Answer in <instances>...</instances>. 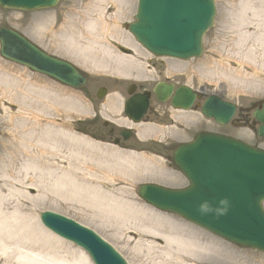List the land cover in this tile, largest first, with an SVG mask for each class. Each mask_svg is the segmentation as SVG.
Wrapping results in <instances>:
<instances>
[{"label": "rangeland", "instance_id": "374dc122", "mask_svg": "<svg viewBox=\"0 0 264 264\" xmlns=\"http://www.w3.org/2000/svg\"><path fill=\"white\" fill-rule=\"evenodd\" d=\"M93 1L94 0H60L58 5L53 9L34 12H17L0 9V27L15 29L39 45L48 54L74 63L78 68L87 73L89 81L96 82L99 85H107L110 92H116L119 89L118 83H114V81H122L123 83L129 82L118 79L117 75L125 76L129 74V72L135 70V72H133L135 78L133 79L147 78L148 81L143 82L145 84H148V82L154 83L156 80H163L165 76H171L173 72L185 73L184 76L180 77L181 82L190 84L199 92L219 95L225 100L236 104L237 108L242 110L264 99V65L260 59L264 51V0L244 1L245 3L252 1V6L251 13H247V11L243 12V22H241L242 18L238 22V18H236L237 12L234 10H231L230 15H228L230 11L228 4L232 1L237 2V0H214L217 7L215 26L204 38L203 47L205 50L201 58L193 59L189 62L164 60L165 66L153 60L152 62H154V64H150L151 67L146 68L145 66L148 63L144 60L146 53L141 50L143 52L140 54L141 58L139 59L135 55L133 61L138 67L132 68L134 70L130 71H120L115 69V67L120 64L118 62L119 59H122L123 62L131 57L121 54L122 52L118 50L117 45H127L125 42L126 40L122 39L120 36V33H125L121 25L132 21L136 0H128V2L124 4L121 19L116 15L118 4L110 2L106 6L103 5L99 7L106 9L109 6L112 7L109 12L105 13V17L109 24L108 32H105V35L108 37H104L102 35L104 33L98 30L88 31L85 26L86 11L88 9L90 15H92ZM220 15H222V20H219ZM97 16L98 15H94V17ZM73 18L77 19L75 20ZM71 20L81 22L83 25L85 30L78 29L74 38L81 47V55L83 57L85 56V58L93 64L85 62L87 66L80 65L78 61L72 59V57H70L71 54L77 55V52H79L76 47L72 49V47L69 48L65 46V49H60V35L70 37L72 36L71 34H73V26L69 23L67 24V21L70 22ZM115 21L119 23L117 26L118 32L114 28ZM65 27L68 32L66 35L62 34V30L65 29ZM241 35H246V38L242 39L243 41H239L238 39V36ZM219 41H222L221 45L218 43ZM238 41L239 45L236 44ZM254 50L256 51L255 55L258 54L259 56H256L255 59L252 58V60L247 58V52ZM146 58L150 57L146 55ZM140 61L143 62L141 68ZM204 66H207L206 69H209V67H211V69L214 68V73L217 71V68L222 69V75L219 74L220 78L218 79V76H216L218 73H215L213 77L206 80L202 73V68H204ZM146 69H148V73ZM173 69H175V71H173ZM0 71L4 72L1 74L6 75L9 79L23 77L25 83L36 88L34 90L36 92L33 95L36 103L38 105L45 104L44 112H38L42 114H39L42 126L51 130L52 134L54 133L53 141H51L52 145L47 148L49 151L47 152L49 169L54 173H58L60 169L69 167V162H73L77 167L75 171L78 174V181H80V183L86 182L90 185H94L93 183H97L98 181L90 177L91 175L98 176L102 178V181L106 182L107 180L104 179H110L111 176H114V180L108 182V185H110L108 190L113 197L123 199L121 205L116 206L114 210L108 212L105 216L98 217L94 214L91 215L92 213H86L85 211L83 214H79L77 213L78 209L75 213L69 212L68 207L62 203L59 198H57L58 201H56V197H52V194L48 196L43 194V196L38 195L36 189L28 190V196H31V199H42H36V201L27 204L22 196H17L13 198L11 202L16 201V203H18V201H21V203H24L22 209L27 215L29 224L32 228H40L46 231L38 221V214L42 211H53L72 218L93 229L114 246L116 250L124 256L128 264H151V262L160 261V258H158L159 251L162 252L161 249H164L166 246V241L153 234L152 230L157 229L163 231L162 229L165 227L167 228L168 224H173L176 227L181 226L182 228H186L185 232L190 237L197 239L198 242L204 244L205 247H210L209 250H205L197 256H192V258L196 260V263L190 261L187 263L185 261L184 264H264V255L261 253L238 249L176 216L159 213L144 204L136 195L138 184L148 181L145 179V175H142L143 171H139V173L136 171L131 172L130 174L134 173L132 180L126 181L120 178L122 175L113 174L112 171L108 170L107 165L108 162L111 161V158H120L116 155L115 151H113L114 149L95 148L89 140H87L88 144L84 142H72V139L68 136L74 135L71 125L73 124L74 126L75 118L79 117V114L80 116L83 114L80 118L88 117L86 114L89 112V103L80 97L82 96L85 98L84 95H79L77 92L73 91V89L58 85L44 76L31 73L25 68L6 62L1 57ZM228 73H232L237 77L235 81L239 80L240 77L241 81L244 79V86L246 87H243L239 81H237L240 83L238 86L230 82L227 83L225 77ZM205 81H207L208 84L206 89L205 87L207 85L204 83ZM258 87H262L261 90H255ZM21 95L22 94H19L18 96L20 97ZM42 95L44 100L41 98ZM16 96L7 94L0 89V177L3 176L4 179H7L10 185H13L11 184V182H13L16 185L22 186L17 175H21L20 170H23L25 159H28L24 158V156H28L29 152H15V149L18 148V144H15V148L13 146L12 137H18L15 131L17 119L15 120L11 117L8 112L16 115L25 109V107H23V109L19 107L17 104L19 102L18 99L16 101L14 100ZM77 96L81 99L77 98ZM55 97H57V99L59 97L60 99V140H58L55 135V131L58 130L57 119L59 118L57 115L59 105L58 101H55ZM38 99L42 101V104L39 103ZM78 99L80 101H78ZM9 103H12L14 107L9 106ZM195 113L197 112H193L194 115ZM235 116H238V113ZM195 117L198 118V116ZM161 122L163 123L165 121L162 120ZM200 122L201 125H198V129L196 130L208 129L210 131H216L264 149V140L253 138L252 133L246 128H234L230 125L219 126L210 121L209 123H211V125L206 126L205 120L201 117L199 123ZM195 131L193 132L194 134L196 133ZM61 133H65L67 136ZM19 135L23 136L21 134ZM54 138H56V141H54ZM176 139L183 140L188 139V137L179 138L177 136ZM59 141L60 146L58 148L57 144ZM9 143L11 149H9ZM73 149L76 150L75 153L82 152V156H75L74 153L71 152ZM35 150L36 148L34 147V151ZM157 166L158 169H161V164H157ZM149 174L155 175L152 172ZM163 176L165 178H152H156L153 180L154 182L169 187L186 185V180L181 176L179 177L177 175L176 178L168 177L166 174ZM45 198H48V200L44 201ZM115 210L116 212H114ZM85 218L88 219L89 222L84 220ZM96 220H98V223H95ZM60 241H62V244H65L63 246H58L61 253L74 254L76 252V255L82 253L71 244L63 240ZM47 244H51V242L47 241ZM150 248L153 249L151 250ZM213 250H218V254L211 252ZM69 257L70 255L68 254L67 258Z\"/></svg>", "mask_w": 264, "mask_h": 264}, {"label": "water", "instance_id": "95a60500", "mask_svg": "<svg viewBox=\"0 0 264 264\" xmlns=\"http://www.w3.org/2000/svg\"><path fill=\"white\" fill-rule=\"evenodd\" d=\"M57 2L58 0H0V7L30 11L52 8L56 6ZM209 3L210 5L207 7L205 3H200L199 0H140L135 16L136 22L130 26L129 30L136 40L151 53L178 58L198 56L201 52L200 40L205 29V21L211 26L213 9L210 1ZM168 6V12H166L164 8ZM159 8L160 12H158ZM204 8L206 12H204ZM193 10H197L199 14L197 19L201 18V22L198 23L197 19H191L179 27L182 25V21L187 20L188 12L191 16L195 15ZM154 13L156 17H153ZM164 18L174 24V45H171L167 40L168 31L163 32L165 28L155 29L153 25L154 20L158 21ZM191 30H200V32H194L196 35L194 36ZM196 41L195 46L191 44ZM0 47V55L4 59L26 66L30 70L44 74L61 84L77 88L84 83V78L70 64L47 56L12 30L0 29ZM166 49H169V52ZM192 99L193 97H189L186 100V97L179 96L178 101H176L177 104L184 103L182 107L187 109ZM233 110L232 106L223 104L215 98H210L205 103L203 112L222 123H226L231 118ZM255 118L264 122V110L260 114H255ZM259 134L264 136V127L259 129ZM222 149L264 163L263 154L250 153L240 147H232L228 143L222 142V138L219 137L199 135L192 143L180 146L174 154V163L177 169L189 181L188 189L176 191L153 185H142L139 187L138 195L143 201L160 211L176 213L239 246L264 251V221L256 220L255 217L256 214L260 216L259 213L255 212V209L262 210L260 202L264 200V184H260L249 176L246 177L249 183L247 188L253 189L257 196L255 207L247 203L250 198L241 196L242 192L247 189L246 187L241 188L238 195L232 193L233 196H231L232 202L237 201L235 207L241 210V213L237 214L242 216L240 219L242 224L250 226L249 230L244 225H242L244 228H238L223 221L222 215H216L214 212L202 214L199 211L203 204L209 205L213 210L220 206L219 202L222 200ZM231 205L234 206L233 203ZM229 219L233 220L234 218L230 215ZM40 221L44 227L57 236L83 248L95 264H126L110 245L89 229L51 212L41 213ZM225 224L236 230L222 227ZM254 224H258V226H254ZM251 227L256 229L250 236L255 239L253 240L255 242L244 241L243 239L247 237L246 234L249 233ZM256 236L260 237L261 243H256Z\"/></svg>", "mask_w": 264, "mask_h": 264}, {"label": "bare ground", "instance_id": "6f19581e", "mask_svg": "<svg viewBox=\"0 0 264 264\" xmlns=\"http://www.w3.org/2000/svg\"><path fill=\"white\" fill-rule=\"evenodd\" d=\"M114 1H93L92 15H90L87 9L85 16L86 21L84 23L88 31L98 30L104 33L102 34L104 37H108L105 35V32H108L109 27L108 20L105 17V13L109 12L112 7H108L107 9L99 7L103 5L106 6L110 2L118 4L116 15L121 19L122 8L124 4L128 2V0ZM244 1L245 0H240L238 2L232 1L228 4L230 9V11L228 9V15H230L231 10L236 11V18H238V22L243 17V12L247 11V9V13H251L250 8L252 6V1H248L247 3H245ZM94 15L98 16L94 17ZM73 19L76 20L77 18ZM219 20H222V15L219 16ZM241 20V22H243V18ZM68 23L73 26V34H71L73 37L60 35V49H65V46L69 48L72 47V49L76 47L79 52H77V55L71 54L70 57H72V59H74L75 61H78L80 65L87 66L85 62L91 63V61L87 60L85 56L83 57L81 55V47L74 38L78 29H85L83 28L81 22L71 20L70 22L67 21V24ZM118 24L119 23L115 21L114 28L116 30ZM62 31V34H68L66 27ZM120 36L122 39H127L129 45L133 48L135 55L137 54L136 57L140 59V54L142 51L138 49L133 41L132 44L130 43L129 36L126 33H120ZM244 38H246V35L238 36L239 41ZM239 41L236 42L237 45H239ZM221 42L222 41H219L218 43H220L221 45ZM255 53V50L248 51L247 58L251 60L252 58L255 59ZM135 55L131 56L129 59H126V61L124 60L123 62L122 59H119V67H115V69L120 71L134 70L132 68L138 67L137 64L133 62ZM262 55L263 56H261L260 59L262 60V64L264 65V51ZM206 68L207 66H204V68H202L203 77L211 78L215 75V73H218V75L216 76H218L219 79V74L222 75V69L217 68V71L214 73V68ZM1 73L4 72L0 71V89L7 94L15 96L17 95L16 97H14V100H19L17 104L21 109L25 107V109H23L21 113H15L16 115H14V113L8 112L11 117H13L15 120L17 119L15 124V131L18 134V137H12L14 148L15 144H18V148L15 149V152H29V155L24 156V158L28 159H25L23 170H20L21 175H17L22 186L16 185L13 182H11V184L13 185H10L7 179H4L3 176L0 177L2 178L0 179V264H90V262L82 253H78V255L75 254L76 252L74 254L61 253L58 246H63L65 244H62V241H60L58 238L46 231H43L40 228H32L29 224L27 215L23 212L22 209L24 207V203H21V201H18V203H16V201L11 202V200L17 196H22L23 200L26 201L27 204H29L36 201V199H42L36 198L34 200L31 199V196H28V190L36 189L38 195L44 194L48 196L52 194V197H56V201H58L57 198H59L60 201L68 207L69 212L75 213V211L78 209L77 213L79 214H83V212L85 211L86 213H92L91 215L94 214L98 217L105 216L108 212H111L115 209L116 206L121 205L123 202V199L119 197H113L108 190L110 188L108 182L113 181L114 176H111L110 179H104L107 180L106 182L102 181V178H99L98 176L96 177L94 175H91L90 177L95 178L98 181L97 183H93L94 185H90L86 182L80 183V181H78V174L75 171L77 167L73 162H69V167H67L66 169H60V172L58 173H54L53 171H51L47 163V152H49L47 148L52 145L51 141H53V136L51 130L47 129L45 126H42L39 118V114L42 115L39 112H44L45 104H42V101H39V99L38 101L42 105H38L36 103L33 98V95L36 92L34 90L36 88H33L28 83H25V79L23 77L9 79L6 75H2ZM236 79L237 77H235V75H233L232 73H228V75H226L225 77L227 83L230 82L231 84L237 86L241 83L243 87H246L244 86V79L243 81H241L240 77V79L237 80L240 83L235 81ZM261 88L262 87H258L255 90L259 91L261 90ZM19 94H22L20 96L21 98L18 96ZM41 98L44 100L43 95L41 96ZM55 101H57V97H55ZM9 104V106H13L12 103ZM57 115L60 116L59 109L57 110ZM195 116L198 115L193 114L189 116V119L193 122V126H196V124L199 122V119ZM182 117L187 118L186 115ZM19 134L23 136H20ZM61 134L67 136L65 133ZM55 135L60 138V133H56ZM68 137L72 139V142H82L73 135H69ZM54 141H56V138H54ZM57 145L59 148L60 142ZM34 147L36 148L35 151ZM9 149H11L10 143ZM75 151L76 150L73 149L71 152H73L77 157H79L80 155L82 156V152L75 153ZM120 158H122V156ZM120 158H111V161H109V163L111 162L110 166L113 174H120L125 178H131L133 174L130 173L134 170L138 171L139 173V169H145L148 167V165H146V163L140 159H134L132 162H130L125 158ZM7 184L9 185V187ZM46 200H48V198H45L44 201ZM114 212H116V210ZM84 220L89 222V220L86 218ZM95 223H98V220H96ZM162 230L163 231L157 229L152 230L153 234L166 241V246L164 249H161L162 252L159 251L158 258H160V261L151 262V264H184L185 261L187 263L188 261L196 263V260L192 258V256H197L203 251L209 250L210 248L208 246L205 247L204 244L198 242L197 239L190 237L185 232L186 228H182L181 226L176 227L173 224H168L167 228L165 227ZM47 241H50L51 244H47ZM150 249L152 250L153 248ZM211 252L218 254V250H213ZM68 254L70 255L69 258H67Z\"/></svg>", "mask_w": 264, "mask_h": 264}, {"label": "flooded vegetation", "instance_id": "af4514ba", "mask_svg": "<svg viewBox=\"0 0 264 264\" xmlns=\"http://www.w3.org/2000/svg\"><path fill=\"white\" fill-rule=\"evenodd\" d=\"M167 82V81H166ZM174 90L178 88L179 84L176 86L177 82L174 79L171 80ZM170 83V82H169ZM89 84V86H87ZM87 87H82L79 92L91 100H98V90L103 88V85H98L96 82H87ZM154 85L151 88L144 87V84H122L117 91L111 96H118L121 102H126L132 98H137L142 100L145 98L147 100V109L142 117L144 124H150L146 122L147 120H155L161 122H173L169 114L162 110L156 96L153 94ZM106 93V87L103 88ZM96 108H94V103H92V108L96 112L94 114V119L90 122H78L76 124V129L86 133L87 135L93 137L102 144L106 142H111L124 152H155L160 154L167 162L170 161L171 155L173 153L174 145L171 142L157 141L152 137L144 138L139 134L138 130L135 128L137 124L132 121V118L125 117L124 114L116 115L110 112L108 109L106 111L111 113V116H115L113 119L107 117L104 121H99L97 113L101 108L100 102H97ZM170 106V102L168 103ZM103 107V106H102ZM135 115L134 113H132ZM125 117V118H124ZM123 120L122 123H117L116 120Z\"/></svg>", "mask_w": 264, "mask_h": 264}, {"label": "clouds", "instance_id": "9594fccd", "mask_svg": "<svg viewBox=\"0 0 264 264\" xmlns=\"http://www.w3.org/2000/svg\"><path fill=\"white\" fill-rule=\"evenodd\" d=\"M226 204L227 201L226 200H221L219 202V205L216 209H212L209 205L207 204H203L200 206L199 211H201L202 214H207L209 212H214V214L216 215H222L224 214V212H226Z\"/></svg>", "mask_w": 264, "mask_h": 264}]
</instances>
